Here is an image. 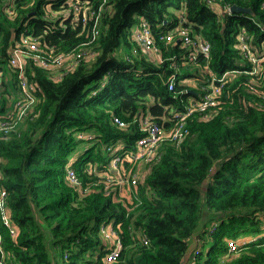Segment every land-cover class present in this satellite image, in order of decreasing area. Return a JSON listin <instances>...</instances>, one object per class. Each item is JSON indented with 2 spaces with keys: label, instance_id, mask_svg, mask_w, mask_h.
I'll use <instances>...</instances> for the list:
<instances>
[{
  "label": "trees",
  "instance_id": "1",
  "mask_svg": "<svg viewBox=\"0 0 264 264\" xmlns=\"http://www.w3.org/2000/svg\"><path fill=\"white\" fill-rule=\"evenodd\" d=\"M214 1L218 11L207 0H0V117L21 96L9 55L22 35L36 38L42 52L65 55L52 69L26 58L35 100L15 132L0 131V181L18 229L12 237L0 221L6 264H52L50 245L56 264H179L205 212L211 217L200 254L188 264H264V98L249 88L255 77L243 71L251 66L238 40L244 27L252 43L264 39L256 25L264 23L263 0ZM76 2L83 5L77 19ZM226 4L255 15L229 13ZM98 9V18L90 14ZM142 20L158 39V54L135 37ZM180 26L210 43L208 57L188 59ZM162 33L173 39L159 40ZM228 71L224 102L191 114L184 140L163 142L143 182L107 188L112 158L131 164L142 119L169 128L213 75ZM108 221L122 242L116 262H107L100 232ZM240 237L245 244L229 253L226 240Z\"/></svg>",
  "mask_w": 264,
  "mask_h": 264
},
{
  "label": "built area",
  "instance_id": "2",
  "mask_svg": "<svg viewBox=\"0 0 264 264\" xmlns=\"http://www.w3.org/2000/svg\"><path fill=\"white\" fill-rule=\"evenodd\" d=\"M207 1L215 11L220 9L214 0ZM231 6L232 5L226 4L223 6V9L231 13ZM261 6L264 8V0L261 3ZM101 7L102 5L99 9H101ZM82 9V4L79 2L74 3L72 11L75 13V19H77V14ZM99 9L91 10L90 14H96L98 18ZM83 14V21L85 22L89 13L85 9ZM256 25L264 31L263 22H256ZM98 32L99 30H95L94 35L96 36ZM177 33L181 36L183 43L188 47V49H190L188 54V59L190 61H194L199 54H204L206 57L209 56L211 45L208 41L199 36L193 37L189 33L188 28L185 26H180ZM135 37L143 46L144 50L158 54L159 45L156 43L158 39L155 37L152 29L145 20L140 22L139 28L135 33ZM158 37L159 40L162 41H171L173 39V35L171 33H162ZM238 40L244 58L251 66L250 69H244L243 71L255 77V81L253 83H248L249 88L252 92L264 98V39L257 44L252 43V35L248 32L247 28L244 27L238 33ZM136 52L137 48L134 49V53ZM77 56H81V52ZM27 57H32L39 65L50 69L61 67L65 60L64 54L54 55L51 51L42 52L39 48L37 39L31 35H22L17 43L12 46L9 55V63L19 72L21 96L17 99L13 111H8L5 115L0 117V131L4 134L10 135L17 130L20 123L25 119L24 117L28 115L30 106L35 100L34 93L38 87L35 83H30L25 75ZM174 67L177 68L178 64L174 63ZM229 73L231 72H225L220 77L213 75L204 86V94L202 95V98L198 102L188 106L186 111L176 112L173 118V123L169 128H165L158 122L149 118L142 119L140 126L144 135L137 140L135 151L129 159L131 164H125L124 158L127 157H122L119 154L114 156L111 161V167L114 174L108 176L107 188H109L112 184H115L120 186L122 189L126 185H137L143 182L150 172L151 165L159 159V148L163 142L168 141L179 145L184 140L188 134L186 120L191 114L196 111H210L213 108L219 107L224 102L222 98V90L225 87ZM175 79L176 73L171 74L168 78L167 84L170 89L174 88ZM204 117H207V115ZM114 122L120 126L126 125V122L118 116H114ZM80 136H82V134H80ZM91 137L92 136L90 135L89 138ZM68 178L73 183L78 180L77 174L72 167L68 169ZM6 196L7 192L2 187L0 181V221L3 222V225L10 231L12 237H15L18 229L12 222L10 212L7 207ZM217 229L218 222L215 221L211 224L209 231L212 234L216 232ZM100 232L103 239L106 240L110 250V252L106 254L107 262H116L122 249V242L119 237L118 229L115 227L113 221H108L101 224ZM226 242L228 252L233 253L237 252L240 246L245 244L246 241L244 239L237 241L236 238H232L231 240H226ZM144 243H148L147 238H144ZM199 254L200 240L198 247L193 252L192 258H195ZM0 264H6L1 237Z\"/></svg>",
  "mask_w": 264,
  "mask_h": 264
},
{
  "label": "water",
  "instance_id": "3",
  "mask_svg": "<svg viewBox=\"0 0 264 264\" xmlns=\"http://www.w3.org/2000/svg\"><path fill=\"white\" fill-rule=\"evenodd\" d=\"M231 12H233V13H247V14H250L252 16L255 15V13L251 7H244V6H239L236 4H233L231 6ZM210 217L211 216L208 212L204 213L200 223L198 224V226L195 228V230L193 231V233L191 235V238L189 240V246H188V248H187V250H186V252H185L184 256L182 257L179 264H188L189 261L191 260L194 250L199 245V236L203 232V230H204L205 226L207 225ZM50 244H51V242H50ZM49 248L51 251L52 264H56V259H55L54 254H53L52 245H50Z\"/></svg>",
  "mask_w": 264,
  "mask_h": 264
},
{
  "label": "rangeland",
  "instance_id": "4",
  "mask_svg": "<svg viewBox=\"0 0 264 264\" xmlns=\"http://www.w3.org/2000/svg\"><path fill=\"white\" fill-rule=\"evenodd\" d=\"M260 228L262 229L261 232L264 233V218H262V220H261ZM249 239H250V238H249ZM241 240H242L241 237L237 239V241H241ZM209 244H210L209 240H206V241H205V246L208 247Z\"/></svg>",
  "mask_w": 264,
  "mask_h": 264
}]
</instances>
